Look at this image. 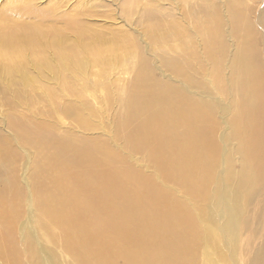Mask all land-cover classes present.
<instances>
[{
	"label": "bare ground",
	"instance_id": "bare-ground-1",
	"mask_svg": "<svg viewBox=\"0 0 264 264\" xmlns=\"http://www.w3.org/2000/svg\"><path fill=\"white\" fill-rule=\"evenodd\" d=\"M76 1L40 8V0H3L0 110L26 108V99H19L22 90L38 84L51 101L60 94L69 98L60 110L52 109L58 117L45 127L68 125L64 119L70 118L71 127L84 133L96 120L90 107L76 101L93 87L105 92L115 76L135 71L116 149L141 155L163 184L176 185L171 189L181 195L169 187L154 189L126 163V154L112 153L100 140L78 145L44 136L43 124L33 129L8 121L3 129L10 124L11 138L0 137V264H264V227L259 235L252 227L264 220L259 206L264 197V0H250L263 2L255 15L252 6L248 15L229 6L226 28L222 16L204 14L200 26L192 21L182 30L159 23L160 8L171 0L155 12L144 8L142 19L138 10L119 7L121 0H110L115 9L109 14L94 0ZM117 13L127 25H144L142 38L154 52L165 47L182 54L150 56L137 50L132 33L118 26ZM96 17H104L103 24L91 30ZM229 38L237 48L233 55ZM233 98L226 107L218 101ZM9 155L15 162L4 159ZM108 156L114 165H124L107 171ZM218 159L222 174L216 171ZM118 176L122 181H110ZM211 200L229 210L218 260L203 230L205 221H216L206 211ZM247 225L253 235L237 241ZM235 253L241 254L239 261Z\"/></svg>",
	"mask_w": 264,
	"mask_h": 264
},
{
	"label": "rangeland",
	"instance_id": "rangeland-1",
	"mask_svg": "<svg viewBox=\"0 0 264 264\" xmlns=\"http://www.w3.org/2000/svg\"><path fill=\"white\" fill-rule=\"evenodd\" d=\"M56 1H61V0H40L39 7L40 8H48L52 5L53 2ZM131 1H134L133 3ZM76 0H69V5H74L76 4ZM153 0H121L118 4V6H125V7H132L136 11L138 10V17H141L143 14V9L146 8L147 10H152L155 12L157 10V7L160 5H164L166 2L164 0H157V3H152ZM169 2H172V6L169 5ZM167 2L162 8H160V16L161 20L159 23L168 25L170 24L171 26L175 27L178 30L184 29V27L189 28L188 25L194 21L198 26H200L203 21V15H213L217 14L222 16V19H224V28L228 26V20H229V11L228 7L229 6H234L238 10L242 11L245 14H251L247 12L246 8L247 6H252L253 13L252 15H255L259 9L260 4L262 5L263 2L260 3H254L253 1L250 0H171ZM95 5L97 4V7L99 8V11L102 12H108L110 13V10L115 9L114 5H112L110 0H94L93 2ZM159 4V5H158ZM252 4V5H251ZM82 5H84L82 3ZM81 5V6H82ZM238 5V6H237ZM5 6L3 4V0L0 1V8ZM167 7V8H165ZM172 8V9H170ZM202 8H206L203 13L200 12ZM242 8V10H241ZM116 12V11H115ZM170 13L172 14L173 17H169L166 14ZM185 13V14H184ZM264 13V11H263ZM120 14H122L120 16ZM157 14H159V11H157ZM118 17L117 19L120 21L118 23V26L123 30L128 29L132 34L130 35L132 38L134 37L139 44V48L137 50L140 51H145L148 52L150 56L151 53L154 52V49L152 46H149L147 44V41L145 38H142V30L144 28L143 26H139L136 23H131L129 25L125 24L124 20L125 16L123 13H117L116 14ZM120 16V17H119ZM143 17L139 18L142 19ZM185 19V22L183 20ZM104 17H96L93 18V22L91 21L89 26V29L92 30V28L96 29L98 28L99 25L103 22ZM174 19V20H172ZM201 19V20H200ZM97 21V22H96ZM105 21V20H104ZM174 21V22H173ZM190 21V22H188ZM263 21H264V16H263ZM199 22V23H197ZM103 24V23H102ZM124 24V25H123ZM98 25V26H97ZM97 26V27H96ZM192 38L194 37V34ZM198 41L199 44L196 45L195 47H198L200 49V42L204 39L203 33L200 31L198 35ZM230 39V38H229ZM198 41L196 43H198ZM235 41V40H234ZM232 38L228 41L229 44V54L233 55L236 53L237 48L235 49L233 46ZM176 43V42H175ZM174 41L169 42V44L173 45L175 44ZM152 45H154L152 43ZM157 45V44H156ZM166 52L170 56H178V54H182L180 50H177L176 52L173 50H167L165 47H161L160 49L155 50L156 53L160 52ZM154 52V53H155ZM144 53V52H143ZM155 53V54H156ZM146 53V57L149 58V55ZM184 56V55H183ZM134 73H136L134 71ZM133 72H128L127 74H120L115 76L116 80L113 81V83L108 84L110 89V86H113L111 90H105V92L100 91L98 88H92L90 89L87 93L83 94V99H79L76 101L79 105H83L86 107H90L91 111L94 113L93 119L96 120L95 125L90 128L89 130L85 131L84 133L81 130H78L76 128L71 127L73 124L70 118H65V124L68 123V125H64L62 127H57L54 129H49V127H45V124H49L48 122H52L55 120V118L58 117L56 115V111H53L52 109L55 107V109H61L64 105L67 104L69 98L65 96L64 94H60V97L58 99H55L54 101H51L49 98L43 97V94L41 93L40 89L38 88V84H31L28 86H25L24 89L22 90V95L19 97V99L24 100L28 102L27 104H24L26 108H19V109H10L8 106L0 110V137L3 139L11 138L10 133H9V126L8 125V132L3 129V127L9 123L13 122V124H20V125H25L29 126L30 128L33 129H38L40 126L38 124H43L44 128L42 130L44 136H49V137H55V138H70L74 142H76L78 145H89L92 142H102L105 148L110 149L112 153H115L117 151L120 153V156L126 154V163H128L129 166H131L135 171L140 172V175L146 176L149 179L150 185L156 189H162V190H168L177 187L176 185L169 183L167 185H164L163 182L156 176L155 168L152 166H149L145 163L144 159L142 158L141 155L139 154H134V153H128L125 152L122 147L121 150L123 151H118L119 149H116V142L115 140L120 139L123 137V133L120 129V124L119 122L120 119L124 118L127 116V111L124 109V99L127 94V85L133 78ZM119 79V80H118ZM228 81L224 80L223 84H226ZM50 87V89H53V86H47ZM232 100H225L223 99H218L219 104L223 107H226L228 103ZM231 104V103H230ZM81 105V107H82ZM231 109V106L228 108ZM71 121V122H70ZM15 122V123H14ZM76 125V123H75ZM79 127V126H78ZM82 132V133H81ZM220 131L218 132L219 135ZM13 147L18 150L19 154L24 158L26 156L25 152L20 150L14 141L13 138ZM220 143L222 144V141L220 140ZM10 146V145H9ZM27 153L29 157L34 160V154L31 149H27ZM7 159L8 162L12 161L15 162L14 157L9 155L8 157L4 158ZM108 159L111 161V159L108 156ZM107 159L106 163V170L110 171L112 168H121V166L124 165V162H117L115 165L111 161V165H109V160ZM2 160V159H1ZM19 160V159H18ZM103 159L102 161H104ZM106 161V160H105ZM127 166V164H126ZM46 169L49 170L46 164ZM216 171L220 172L222 174V162L221 159H218L217 166H216ZM113 182L116 181H122L121 177L118 176L117 178L113 177L112 180ZM174 185V186H173ZM215 187L214 183L209 184L210 190H213ZM174 192H176L178 195L180 194V190L177 189H171ZM169 191V190H168ZM10 196V195H9ZM8 196V197H9ZM262 201L260 202V208H264V197L260 198ZM215 200V199H214ZM214 200L209 201V206H207L206 211L208 213L215 214L216 216V221L215 223H210L209 221H205L207 228L203 227L204 232L209 236L210 242H209V248L213 251L212 255L214 256L215 259L216 257V252L218 248H221V238L224 235L225 231V226L226 222L224 223V218L229 216V210L225 206V204L221 202H214ZM190 201V200H189ZM238 224V223H237ZM254 225H252L253 229L257 231V235H259V231L261 228L264 227V220H261V222H253ZM209 225L213 229H208ZM249 225V224H248ZM247 225L245 231L243 234L239 233L237 237V241H245L246 236L253 235L252 230L249 228ZM238 227L240 228V225L238 224ZM216 231V234L215 232ZM222 231V232H221ZM19 234V232H18ZM20 236V234H19ZM23 242L20 241L19 247L22 248ZM208 248V249H209ZM223 251L226 252L228 251L227 248L222 244ZM25 249V248H24ZM204 257H211L214 259L212 256H209L207 253H204ZM241 257L240 253H235L234 255V260L239 261ZM246 257V256H245ZM60 259L62 260L63 263H65L68 259L66 256L61 255ZM66 259V260H65ZM65 260V261H64ZM218 260V259H217ZM214 261V260H213ZM213 261L210 263L212 264ZM220 263V262H219Z\"/></svg>",
	"mask_w": 264,
	"mask_h": 264
}]
</instances>
